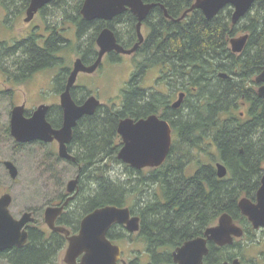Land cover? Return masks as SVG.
<instances>
[{
  "label": "trees",
  "instance_id": "trees-1",
  "mask_svg": "<svg viewBox=\"0 0 264 264\" xmlns=\"http://www.w3.org/2000/svg\"><path fill=\"white\" fill-rule=\"evenodd\" d=\"M5 1L12 0L2 2ZM145 1L164 5L170 15L177 13L179 19L196 0ZM3 6L10 13L8 16H13L11 5ZM233 12L228 6L208 20L196 9L189 18L177 23L165 20L162 15L156 16L160 21L153 25L143 55L144 62L150 59L157 65L161 62L163 67L172 65L178 91L190 92L183 110L186 116L178 121L177 141L165 168L171 169V163L175 162L184 165L196 151L211 163L192 179L186 180L180 169L164 175L160 197L151 188L144 206L141 205L140 198L134 199L133 195L143 192L146 185L151 187L157 174L143 178L141 170L125 164L130 179L116 180L109 176L108 158L123 164L118 158L122 147L118 125L127 112L103 106L93 116L83 118L74 132L73 146L78 152V163L83 166L82 185L93 178L97 184L94 194L90 193L84 201L85 209L104 205L132 206L143 220L147 240L164 244L180 242L202 234L203 226H213L239 194L236 186L241 190L252 183L264 163V99L259 97L255 82L264 70V0H257L236 25L232 21ZM239 32L249 35L240 55L233 53L230 44ZM53 49L52 43L45 53L35 49L32 59L43 58L48 63L55 53L50 55ZM32 61L25 64L32 66ZM221 73L228 78L222 80ZM136 94L138 92L128 99L133 106L129 110L131 114L149 112L150 109L141 105V96ZM218 161L226 163L238 183L218 179L213 165ZM204 180H207V188ZM34 240L33 247L17 253V264H46L48 258L53 263L58 255L54 241L47 249L36 237ZM154 248L156 246H151L152 250ZM173 248L171 245L163 247L167 252ZM8 259L14 264V252Z\"/></svg>",
  "mask_w": 264,
  "mask_h": 264
},
{
  "label": "flooded vegetation",
  "instance_id": "flooded-vegetation-1",
  "mask_svg": "<svg viewBox=\"0 0 264 264\" xmlns=\"http://www.w3.org/2000/svg\"><path fill=\"white\" fill-rule=\"evenodd\" d=\"M71 1L53 0L39 9L34 18L29 22L26 21L27 11L32 4V0H12L9 3L0 1V9L2 8L0 13L3 15L7 14L5 19H3V23L10 22L12 25L14 23V27H10V29L12 27L13 28L11 29V33L8 37L9 39L0 42V101L10 102V104L13 105L10 112L6 114L7 121L0 130L2 133H4L3 138L5 141H11L12 139L11 142L13 146L14 142L16 143L17 147H26L28 145H53L55 151L58 152L54 154V157L57 158L55 160H63L65 162L71 163L75 167H78L81 173L83 166L82 164L78 163V157L76 156V153L78 152L73 146L74 134L72 141L67 145V147L70 154L75 156L76 161L66 160L60 157L59 152L61 143L57 139H54L50 142L42 141L40 139L27 143L19 142L12 134L14 110L17 107L23 108V117L25 119H31L39 107L46 105L49 107L46 114L47 121L51 124L54 130H61L64 125L62 95L67 91L69 80L75 69V63L78 60H81L86 67H93L98 62L101 51L98 44V39L100 35L106 30L112 31L115 34L118 44H120L125 49L131 50L134 48L139 42V19L130 8H127L122 14L114 17L112 20H104L99 18L87 20L82 15V10L86 0ZM144 3L148 4L154 2H147L144 0ZM4 4L11 5V13H13L14 16H8L10 13H8V10L4 9ZM69 5H72L77 9L76 14L73 12V16L62 18L67 13H69ZM65 6H67L66 10L64 9L65 11H62L61 8ZM59 11H62L60 16ZM194 11L195 10L189 12L183 18V20L187 19V17ZM167 12L168 15L160 5L156 6L150 11L146 19L142 22L141 27V32L145 40L139 46L136 52L127 55L118 53L115 50L108 51L102 57L101 62H99L98 67L94 72H80L77 76L75 84L70 89V94L73 101L77 105L82 106L86 104L90 98L95 97L100 101V106L98 109L103 107L105 104L102 102L100 90L105 86L108 87L109 84L111 85L110 73L111 69L115 65L114 57L119 56V60H124L127 57L132 58L136 55H139L141 56V59H144L143 55H145L144 52L146 50V42L153 33V25L160 21V19H156V16L159 17V15H162V17L167 21L177 22V13L170 15L168 9ZM22 15L24 16L22 17ZM1 18L4 17L0 16V19ZM20 20H23L25 25L22 26L21 24L20 27H17L16 24L21 23ZM50 43L55 46V49L50 51V55H52L51 52L55 51V53L51 58L48 59L50 60L48 63H45V59L43 58L40 60L32 59V53H34L35 49L44 51L45 53V51L49 49ZM72 51L75 52V60L73 61L74 56H71L73 65L67 66L65 59L67 57V53ZM21 59L24 60L20 62ZM35 60L38 62L35 63ZM27 61H32L33 65L27 66V64H25ZM151 62L152 60L150 59L147 62L139 61L138 63L132 60L130 65L132 68V73L129 74V81L121 90V94L119 96L120 101L109 106L116 109L124 107L123 111L126 110L127 116L123 119L129 118L137 122L143 119L146 120L151 116H157L160 120L166 121L171 128L172 146L166 162L157 168H146L141 170L143 174L149 169L157 174L152 186L148 187L147 190H145L147 185L144 187V195L141 199V205L143 206L147 200V196L150 195L149 192L151 188L154 190L156 196H158V198L160 197L161 191H163L161 183H163L166 178L164 175L169 173H177L180 169L186 180L192 179L195 177V175H197L201 168L205 166L207 167V165H209L197 163L198 167H191V169L197 168L192 176H188L187 172H193V170L188 169L189 165L192 164L191 162L193 161H188L184 165L179 162H175L171 163V169L165 168L168 164V159L172 153L173 146L177 141L178 121L182 117L186 116V113L183 112V110L185 109L186 104H188L190 92L185 89L178 91L174 77L175 75L172 71L174 69L172 65L166 64V66L163 67L161 62L158 65ZM149 73H154L156 76L153 81V85L151 86H148L149 82L146 80ZM221 79L225 80L224 78ZM32 84L34 87H38L41 84L45 86L41 89V93H39L42 94L40 98L42 103L38 107H35V109L29 110L27 108L28 102L26 100L28 93L24 91V99L22 103H19V105L16 104V96L19 94L20 89H23V87L26 88L27 86L32 88ZM257 84V91H259V88L263 85V83ZM136 92H138V94H136L137 96H141L139 97L141 99V105L146 107L148 110L150 109L149 112L136 115L131 114L129 111L133 109V106L128 103V99L132 95L134 96ZM180 95H183L182 103L179 107H175V103L180 99ZM126 106L128 107V110L126 109ZM241 116L244 117V113L241 112ZM85 117L89 116L85 115L78 121L77 126L74 128V132L75 129L80 125L82 119ZM121 120L119 121V124ZM121 143L123 144V141ZM7 161L14 163V159ZM7 161L3 162L4 166L5 162ZM218 163L224 164L227 168V175L223 178H219L217 175L218 179L221 180V182L238 183V180L233 176L231 169L224 161L215 163L214 168L216 170V174V166ZM185 165L188 167L185 168ZM80 173L76 177L79 180L77 190L74 193H69L67 190V193L59 198L58 201L52 203L50 206H47L45 217L43 218L42 222L39 219V216L36 215L37 211L25 212L31 213L33 220L23 229L28 233L27 243L22 247L14 246V248L10 250L2 251L0 252V255L8 259L11 253L14 252V264H17L19 260L17 253L24 249H29V247H33L35 244L34 239L36 237L38 241L40 240L41 244L47 249L50 248L52 241H54L56 248H58V254L65 253L66 256L70 245L69 238L77 236L81 233L84 219L100 208L114 206H91L88 209H85L84 201L86 198L90 197L91 194L88 193L81 196L79 190L83 179L81 178ZM144 178H147V176H144ZM263 180L264 163L262 164L258 175L252 179V183L250 185L243 187L244 189L241 190L239 185L236 186L239 188V194L235 196L236 198L230 209L225 211L221 216L228 214L232 218L233 225L240 229L242 235L234 237L233 241L224 245H220L215 241L208 240L207 248L209 252L204 256L203 264H264V226L256 228L249 217L244 215L242 209L240 208V202L244 198L250 200L253 204H258V193L263 185ZM204 181L206 182L204 187L207 188V180ZM13 202L14 199L12 196L11 206ZM49 208H62L61 214L56 218L55 226L68 230L69 236H67L65 233L51 230L46 221V212ZM119 208H130L131 217L140 218V230L138 232L131 233L126 225H121L118 223H115L109 229L107 233L108 240H110L114 245L120 247L121 250L118 264H177L175 263L174 258V253L176 250L181 248L187 242L198 238H206V231L219 225V220L221 218L220 216L218 222H216L213 226H203V231L201 232L202 234L198 236L185 241L169 242L164 244L163 242H152L145 238L143 233V220L141 216L137 215V213L133 210L132 206H123ZM24 214L19 219L16 217L14 218L16 220H21ZM38 244H40V242ZM134 245L136 247L143 246L142 249L138 250V254H136ZM169 245L174 246L173 250L170 252L164 251L163 247ZM151 246H156V248L152 250ZM164 255H166V257H164ZM83 256L84 254L77 259L78 263H81ZM156 256L158 258H156ZM156 259H158V261H156ZM64 262L67 264L65 259ZM46 264H51L49 258Z\"/></svg>",
  "mask_w": 264,
  "mask_h": 264
},
{
  "label": "water",
  "instance_id": "water-1",
  "mask_svg": "<svg viewBox=\"0 0 264 264\" xmlns=\"http://www.w3.org/2000/svg\"><path fill=\"white\" fill-rule=\"evenodd\" d=\"M53 0H32V4L27 11L26 21H31L35 14L46 4ZM257 0H197L191 9L186 11L183 18L193 10H200L208 20L218 16L226 7L231 6L234 10L232 21L236 25L251 10ZM158 6L156 3L145 4L144 0H86L82 10V15L87 20L96 18L112 20L122 14L127 8L138 16L139 42L131 50H127L118 44L115 34L104 31L99 39L100 58L93 67H86L81 60L75 63V69L69 80L67 91L62 95V108L64 110V125L61 130H54L46 119L48 106L43 105L38 108L31 119L23 117V108L14 110L12 134L14 138L22 143L31 142L37 139L50 142L54 139L60 141V157L66 160L76 161L70 154L67 145L72 141L74 128L78 121L85 115L92 116L100 106V101L92 97L89 101L79 106L70 94L71 87L75 84L80 72L92 73L98 67L102 57L108 51L115 50L121 54H133L144 42L145 38L141 32L142 22L146 19L150 11ZM165 12L167 10L162 6ZM168 15V12H167ZM249 35L239 38H232L231 48L233 53L240 54L244 51ZM221 78L227 79V74H221ZM257 83H263L259 88L258 95L264 99V70L256 78ZM183 95L175 103L179 107L182 103ZM118 134L122 137L123 146L118 154V158L125 164L137 170L146 168H157L163 165L170 153L172 146V131L166 121L160 120L157 116H151L135 122L133 119H123L118 126ZM5 166L13 180L19 177L18 167L11 161L5 162ZM217 175L223 178L227 175V168L224 164H217ZM78 178L68 184V192L74 193L78 187ZM12 195L6 193L0 197V252L10 250L14 246L22 247L28 241V233L23 230L32 220L31 213H25L21 220H16L11 213L10 207ZM240 208L244 215L248 216L256 228L264 226V180L258 193V204H253L244 198L240 202ZM62 212V208H49L46 212V221L51 230L65 233L69 236V231L56 227L55 221ZM126 225L131 233L140 230V218L131 217L130 208H119L117 206H106L96 210L86 217L82 223L81 233L69 238V248L65 261L67 264H118L121 250L107 238L109 229L115 224ZM206 238H198L185 243L174 253L177 264H203V258L208 254L207 241H215L224 245L233 241L234 237L241 236L240 229L232 223V218L225 214L221 216L219 225L208 229ZM81 263L77 259L83 255ZM228 264V263H226Z\"/></svg>",
  "mask_w": 264,
  "mask_h": 264
},
{
  "label": "rangeland",
  "instance_id": "rangeland-1",
  "mask_svg": "<svg viewBox=\"0 0 264 264\" xmlns=\"http://www.w3.org/2000/svg\"><path fill=\"white\" fill-rule=\"evenodd\" d=\"M196 1L193 3V5L196 3ZM192 6L190 8L187 7L186 11L191 9ZM66 8L67 6L62 7L61 10L65 11ZM68 9H69V13H67L62 18L73 16L72 15L73 12L76 14L77 9L72 5H69ZM62 11H59V16L62 13ZM186 11L183 14H185ZM0 16L4 17L0 19V42H3L4 40L9 39L8 37L11 33V29L14 27L13 26L14 23L13 25L10 22L3 23L4 22L3 19H5V16H7V14L3 15L2 13H0ZM23 16L24 15H22V17ZM21 24L22 26L25 25L23 23V20L21 21V23H17L16 25L17 27H20ZM11 26L13 27L10 29ZM246 34L247 33L245 32H239L236 34L235 37L239 38ZM74 53H75L74 51L67 53V57L65 59V63L67 66L73 65V61L75 60ZM71 56H74L73 61H71ZM114 58H115V65L111 69V73H110L111 85L109 84L108 87L105 86L100 90L102 102L105 104L103 106L106 107H109L112 104L118 103L120 101L119 96L121 94V90L122 88L125 87V85L129 81L128 78L129 74L132 73L131 72L132 68L130 66L132 60L136 61V63H138L139 61L144 62V59H141V56L139 55L138 56L136 55L132 58L127 57L124 60H119V56H115ZM155 77L156 76L154 73L148 74L146 79L147 82H149L148 86L153 85V81ZM44 86L41 84L38 87L37 86L34 87V85L32 84V88H29L28 86L26 88L23 87V89L19 90V94L16 96V104L19 105V103H22L24 99L23 98V95L25 93L24 91H26L28 93L26 99L28 102L27 108L29 110L35 109V107H38L42 103L40 101L42 94L39 93H41V89ZM12 107L13 105L10 104V102L0 101V120H1L0 129L7 121L6 114L10 112ZM119 109L123 111L124 107H120ZM240 112L241 110L239 111V113ZM3 135L4 133H2V131L0 130V196L6 193L12 194L14 202L10 210L14 217L19 219L26 211H30V212L37 211L36 215L39 216V219L42 222L43 218L45 217V211L47 206H50L52 203L58 201L59 198H61L64 194L67 193L68 184L72 180H75L77 175L80 173V170L78 169V167H75L71 163L65 162L63 160H59V161L55 160L57 158L54 157V154L58 152L55 151L53 145H45V146L28 145L26 147H17L15 142H14V146L12 145L11 138H10L11 141L10 140L5 141ZM181 150H182L181 148L178 149L179 152H181ZM13 159H14V163L16 164L19 170V177L14 181L11 178L9 171L3 164L4 161L13 160ZM191 161L193 162H191L192 164L189 165L188 169H191V167H198L197 163H201V164L211 163L206 158L205 155H201L197 151L195 152ZM122 163L123 164H118L112 159L108 158L107 168L109 173L107 171L106 173H108L109 176L111 175L116 180L130 179L129 176L130 172L129 170H127L125 163L124 162ZM213 165H215V163ZM184 167L187 168L188 166L185 165ZM196 169H191L193 170L192 173L187 172L188 176H192L195 173ZM153 173L154 172L151 169L146 170L144 172L143 178L144 176L145 177L149 176L148 178H150ZM94 179L95 178H93V180ZM93 180L91 181L88 180V182L87 183L85 182L83 185L81 183L79 190L81 196L86 195L88 193H91L92 195L94 194V191L97 190L96 189L97 184ZM147 189L148 187L145 188V190ZM143 195L144 192H141L140 194L133 195V197L134 199L140 198L141 200ZM142 248L143 246L136 247L134 245L136 254H138V250ZM64 259H65V253L58 254L56 258L53 260V263L51 264H65ZM0 264H13V263L10 262V260L7 259L6 257L0 255Z\"/></svg>",
  "mask_w": 264,
  "mask_h": 264
},
{
  "label": "bare ground",
  "instance_id": "bare-ground-1",
  "mask_svg": "<svg viewBox=\"0 0 264 264\" xmlns=\"http://www.w3.org/2000/svg\"><path fill=\"white\" fill-rule=\"evenodd\" d=\"M156 4L160 5L161 7H162V6L165 7L164 5L159 4V3H156ZM165 9H166V7H165ZM166 10H167V9H166ZM166 14H167V12H166ZM183 16H184V15H183ZM183 16H181L179 19H177V20H179V21H177V22H180L181 20H183ZM177 22H173V23H177ZM221 74H225V73H221ZM221 74H219V75H221Z\"/></svg>",
  "mask_w": 264,
  "mask_h": 264
}]
</instances>
